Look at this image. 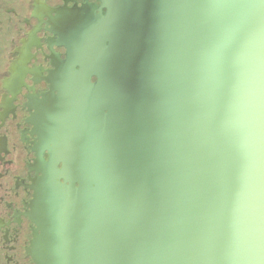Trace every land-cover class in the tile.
Returning a JSON list of instances; mask_svg holds the SVG:
<instances>
[{
	"label": "water",
	"instance_id": "95a60500",
	"mask_svg": "<svg viewBox=\"0 0 264 264\" xmlns=\"http://www.w3.org/2000/svg\"><path fill=\"white\" fill-rule=\"evenodd\" d=\"M100 1L48 14L67 57L41 98L29 252L264 264V0Z\"/></svg>",
	"mask_w": 264,
	"mask_h": 264
},
{
	"label": "flooded vegetation",
	"instance_id": "af4514ba",
	"mask_svg": "<svg viewBox=\"0 0 264 264\" xmlns=\"http://www.w3.org/2000/svg\"><path fill=\"white\" fill-rule=\"evenodd\" d=\"M37 2L34 19L28 21V34L17 46L20 58L15 73L10 71L8 82L0 84V264H37L29 252L38 229L31 204L53 148L39 110L44 105L41 98L52 89L47 77L56 70L54 62L67 57V48L58 43L59 34L48 14L56 16L55 10L65 6L102 5L100 0Z\"/></svg>",
	"mask_w": 264,
	"mask_h": 264
},
{
	"label": "rangeland",
	"instance_id": "374dc122",
	"mask_svg": "<svg viewBox=\"0 0 264 264\" xmlns=\"http://www.w3.org/2000/svg\"><path fill=\"white\" fill-rule=\"evenodd\" d=\"M29 1L0 0V84L8 82L10 71L15 73L14 65L20 58L17 46L22 44V38L28 34Z\"/></svg>",
	"mask_w": 264,
	"mask_h": 264
}]
</instances>
